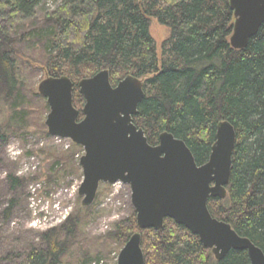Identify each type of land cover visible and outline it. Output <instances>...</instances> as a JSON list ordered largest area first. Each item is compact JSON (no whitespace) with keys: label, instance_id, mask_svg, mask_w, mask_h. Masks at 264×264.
<instances>
[{"label":"trees","instance_id":"trees-1","mask_svg":"<svg viewBox=\"0 0 264 264\" xmlns=\"http://www.w3.org/2000/svg\"><path fill=\"white\" fill-rule=\"evenodd\" d=\"M44 1L0 0V95L5 101L20 90L12 46L16 29ZM59 2L43 16L46 25L35 36L44 41L48 75H65L73 82L75 106L83 102L79 80L108 70L115 86L131 75L141 80L145 94L133 123L150 145L165 131L181 139L198 165L208 160L216 125L228 121L233 126L236 143L227 195L209 198L207 207L212 217L264 253V23L246 48L234 50L228 0ZM151 19L169 29L161 60L149 33ZM0 140H6L2 132ZM9 181L17 182L13 177ZM131 215L110 237L124 245L140 232L144 264H249L245 251L231 250L215 260L196 235L172 219H165L159 230H140ZM43 238L42 247L27 249L25 264H61L65 251L55 231Z\"/></svg>","mask_w":264,"mask_h":264},{"label":"water","instance_id":"water-1","mask_svg":"<svg viewBox=\"0 0 264 264\" xmlns=\"http://www.w3.org/2000/svg\"><path fill=\"white\" fill-rule=\"evenodd\" d=\"M228 5L233 15L229 44L242 50L264 23V0H228ZM77 87L84 99L81 120L68 77H48L37 91L49 107L48 134L83 149L78 188L82 207L93 204L100 184L119 182L129 187L138 229L159 230L165 219H172L196 235L215 260L235 250L245 251L249 264H264L263 251L228 223L212 217L207 207L209 198L227 195L236 143L228 121L216 125L208 160L198 165L181 139L165 131L152 146L133 123L145 96L141 80L128 75L112 86L108 70H101L81 79ZM116 264H144L140 232L133 233L121 248Z\"/></svg>","mask_w":264,"mask_h":264},{"label":"rangeland","instance_id":"rangeland-1","mask_svg":"<svg viewBox=\"0 0 264 264\" xmlns=\"http://www.w3.org/2000/svg\"><path fill=\"white\" fill-rule=\"evenodd\" d=\"M59 3L45 0L33 18L17 27L16 36L12 34L20 90L9 101L0 95V132L6 136L5 142L0 140V264H25L27 249L42 247L50 231L63 243L61 264H116L124 245L111 233L135 214L129 187L122 183L100 184L93 204L85 210L78 195L83 149L47 132L49 107L37 87L51 76L44 68V41L35 32L46 25L43 16ZM150 22L149 33L161 60V44L169 37V29L155 19ZM83 105L84 99L78 106L73 104L78 120L83 118Z\"/></svg>","mask_w":264,"mask_h":264},{"label":"built area","instance_id":"built-area-1","mask_svg":"<svg viewBox=\"0 0 264 264\" xmlns=\"http://www.w3.org/2000/svg\"><path fill=\"white\" fill-rule=\"evenodd\" d=\"M55 137H56V136H55ZM57 138H59L60 140L63 139V138H60V137H57ZM118 183H119V182H118ZM115 184H117V183H115ZM113 185H114V184H113Z\"/></svg>","mask_w":264,"mask_h":264},{"label":"flooded vegetation","instance_id":"flooded-vegetation-1","mask_svg":"<svg viewBox=\"0 0 264 264\" xmlns=\"http://www.w3.org/2000/svg\"><path fill=\"white\" fill-rule=\"evenodd\" d=\"M153 146V145H152Z\"/></svg>","mask_w":264,"mask_h":264}]
</instances>
